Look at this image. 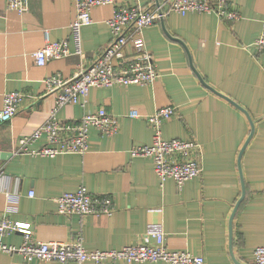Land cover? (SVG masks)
Returning <instances> with one entry per match:
<instances>
[{"label":"crops","instance_id":"0c3cea01","mask_svg":"<svg viewBox=\"0 0 264 264\" xmlns=\"http://www.w3.org/2000/svg\"><path fill=\"white\" fill-rule=\"evenodd\" d=\"M228 6L238 10L237 19L169 12L145 27L143 40L158 72L152 83L93 86L82 105L57 110L58 117L71 120L102 106L117 116V132L107 136L90 127L85 152L45 156L29 151L42 145L43 137L27 144L28 151H17L18 138L30 134L53 107L42 79L53 73L70 77L92 61L111 38L105 20L113 8H92L91 23L81 28L80 54L38 65L32 52L45 34L53 41L69 38L72 0H28L22 13L0 0V106L4 92L26 94L12 118L0 122V151L9 154L0 156V168L17 194L16 210L7 213L10 203L0 191V218L6 215L30 230L36 241H68L80 234L89 250L139 242L147 223L160 221L168 249L200 254L205 264H253V249L264 245V51L253 45L264 28V0H228ZM69 46L72 50L71 41ZM132 52L126 46L125 53ZM167 105L175 112L162 121V136L192 138L201 146V173L181 187L171 178L160 183L149 157L129 154L131 146L151 142V130L143 118L126 116L128 109L149 114ZM81 184L93 194H109L112 213H58L55 197ZM1 239L18 245L22 234ZM0 264L60 263H26L18 253L0 251Z\"/></svg>","mask_w":264,"mask_h":264},{"label":"built area","instance_id":"2783aa9c","mask_svg":"<svg viewBox=\"0 0 264 264\" xmlns=\"http://www.w3.org/2000/svg\"><path fill=\"white\" fill-rule=\"evenodd\" d=\"M75 15L69 23V38L50 40L44 35L43 45L36 48L32 55L36 64L62 58L66 55L80 54L81 28L91 23V10L97 5H112V14L105 20L111 38L96 57L87 64H82L70 77L59 73L45 76L42 82L45 93L54 98V104L47 118L32 132L17 140V151H28L27 144L39 137L44 141L32 154L54 156L64 153H83L88 148L90 127L102 135H112L118 130L117 116L99 107L93 112L83 113L77 119L66 120L57 116V110L69 103L85 101L88 90L93 86L113 84H150L158 76L151 52L143 40L145 27L162 20L169 12L185 14L188 11L208 12L219 19L228 21L237 19V9L228 6V0H158L150 6L139 4H116L114 0H72ZM6 9L22 13L28 8V0H4ZM69 41L73 44L70 49ZM132 47V54L125 53L126 46ZM257 52L264 51V28L254 40ZM264 72V67H263ZM26 97L20 91L4 92L0 106V122L8 121L18 111L19 104ZM175 112L171 105L156 108L149 114H141L135 107H130L125 114L132 118H143L151 130V142L133 145L129 148L131 156H147L151 159L153 170L160 183L171 178L177 187L188 179L199 176L202 170L200 144L190 139L162 136L161 123ZM0 191L8 199L6 212L16 210V190L9 188V177L0 168ZM33 192L28 191L31 196ZM56 211L60 214L83 216L86 214L110 215L114 209L113 198L106 193L93 194L81 184L74 191L62 192L55 197ZM11 232H20L22 240L18 245L4 243L2 236ZM0 251L8 254L18 253L27 262L43 263L55 261L60 264H144L162 262L163 264H205L200 254L188 250H171L165 245V233L160 221L147 223L139 242L127 244L116 249H92L83 246L82 236L78 234L68 241H36L32 232L21 228L8 216L0 218ZM253 264H264V245L256 246L252 251Z\"/></svg>","mask_w":264,"mask_h":264},{"label":"water","instance_id":"95a60500","mask_svg":"<svg viewBox=\"0 0 264 264\" xmlns=\"http://www.w3.org/2000/svg\"><path fill=\"white\" fill-rule=\"evenodd\" d=\"M157 2H158V0H155V3H157ZM5 153H7V152L0 151V156L2 158H4L5 156L9 155V154H5Z\"/></svg>","mask_w":264,"mask_h":264}]
</instances>
